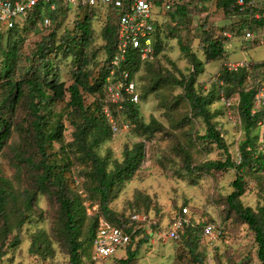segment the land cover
I'll return each instance as SVG.
<instances>
[{
	"label": "rangeland",
	"instance_id": "1",
	"mask_svg": "<svg viewBox=\"0 0 264 264\" xmlns=\"http://www.w3.org/2000/svg\"><path fill=\"white\" fill-rule=\"evenodd\" d=\"M180 1L187 7L186 16L173 19V7L159 17L158 55L151 62H141L132 75L136 92L141 98L137 103L140 116L146 123L156 120L160 124L159 130L149 136L143 133L111 100L105 89L103 93L85 95L88 105L94 106L99 100L103 108L110 106L119 127L118 131L111 129V137L94 147L109 160L108 169L124 158L126 147L131 148L139 141L145 143L144 158L110 203L114 214L113 219L108 220L116 223L115 217L121 214L127 217L134 210H140L150 213L162 223L148 227L135 236L127 250H135L138 242L143 241L132 264H261L253 230L230 208L227 200L234 190L231 183L236 178V170L198 169L206 160L226 159L227 153L202 139L205 123L193 116L190 103L184 96L185 91L177 79L181 78V73L189 74L192 70L190 58L181 50L179 40L205 62L202 48L206 32L225 38L226 54L217 61L204 63L195 85L199 92L207 93L212 89L218 82L219 71L228 61L246 59L249 63H263L264 28L249 29L254 37L246 39V24L250 16L260 15L264 0L255 3L257 9L251 14L230 16L217 6L216 0ZM109 14L105 10L95 13L86 11L83 16L68 12L62 26L55 32L52 40L54 46L64 39L65 30L76 35L75 22L88 15L93 28V43L86 50L89 59L87 67L97 72L107 61L103 31L110 22ZM53 28L55 25L42 29L39 24L30 23L22 27L25 37L23 51L32 53L37 42L49 36ZM173 33L176 37H172ZM7 35L8 32L0 38V66ZM50 57L55 62L60 80L70 85L77 67L72 55H65L61 51ZM256 80L264 83V74L250 76L248 84ZM4 83L5 80L0 79V100L8 94L9 86ZM229 101L230 104H226L219 99L211 105V109L221 113L215 120L223 131L228 152L234 160H238L240 144L245 139L238 109L239 95H232ZM65 105L64 100L52 106L54 122L57 123L59 117L63 116L65 127L62 137L54 141L48 151L52 153L51 160L60 167L66 170L68 165L71 166L65 173L66 191L72 199H76L74 208L80 220L78 240L84 243V264H93L91 230L96 231L104 215L100 197L94 189L96 182L92 162L84 151L74 145L75 127L70 122ZM6 112L14 123V131L0 151V184H3L6 198L0 206V250L5 252L0 264H69L67 237L62 226L64 214L57 187L51 185L42 192L33 185L36 171L29 161L38 162L40 154L25 130L30 128L32 119L29 100L23 98L15 105L14 111L6 109ZM252 136L259 146L261 132L258 127ZM244 177L248 185L242 196L243 203L257 211L264 206V170L258 174L247 171ZM185 206L189 208L195 223L216 222L226 233L216 240H207L201 235L199 241L190 239L188 235L179 240L168 239L164 234L167 221ZM18 234L21 237L16 243ZM190 245L195 247V253L190 251ZM125 249L118 250L107 264H115L117 260L126 258Z\"/></svg>",
	"mask_w": 264,
	"mask_h": 264
},
{
	"label": "trees",
	"instance_id": "2",
	"mask_svg": "<svg viewBox=\"0 0 264 264\" xmlns=\"http://www.w3.org/2000/svg\"><path fill=\"white\" fill-rule=\"evenodd\" d=\"M170 1L172 3L171 8L175 7L172 18L175 19L177 16L181 18L185 17L187 14L186 5L182 4L180 0ZM216 1L217 6L222 8L228 16L251 14L257 9L255 8V4L242 9V6L237 3L238 0ZM45 12L52 18V26L55 25V28L44 40L37 42L35 50L32 53L26 54L23 51L25 37L22 27H25L29 23L37 25L36 18L42 17L41 10L36 12L35 15L30 16L26 23L19 24L17 27L6 32H0V38L8 32L7 45L3 49L4 57L0 66V79H4L6 82L4 85L9 86L7 96L0 100V151L6 146L8 139L14 131V123L11 117L8 116L6 109L14 111L15 105L23 98L29 100L32 119L30 121V128L25 130L35 142L34 146L40 154L38 162L29 161L36 171L33 185L37 190L42 192L48 190L51 185L57 187L60 207L64 214L62 226L67 237L69 264H84L85 248L84 243L78 240L80 220L74 208L76 199H72L66 191L65 173H67L71 166L68 165L66 170L64 167H60L58 163L51 160L52 153L48 151V148L53 146V142L62 137L65 127L62 122L63 116L59 117L57 123L54 122L52 106L57 102L66 101L67 115L71 119V124L75 127L74 145L80 151H84V154L92 162V174L96 182L94 189L100 197V207L104 218L107 220L113 219L112 215L114 214L110 203L119 193L123 183L133 176L144 158L145 143L139 141L131 148L126 147L123 152L124 158L121 161H116L112 169H108L109 160L101 156L94 149V147L110 138L112 132L103 115V104L97 100L94 106L88 105L85 102V95H95L96 93L104 92L107 76L110 74L109 62L114 54L117 42L116 13H110L107 16L110 22L107 23L103 31L106 41L105 51L107 53V61L103 67L95 72L93 69L87 67L89 59L86 50L93 43L91 18L86 15L83 19L77 20L75 22L77 34L72 35L70 31L65 30L63 34L64 39L57 46H54L52 40L55 38V32L62 26V22L67 17L68 11L60 9L59 11L46 10ZM90 12L95 13L94 10ZM246 25L248 30L259 27L264 28V8H262L258 17L250 16ZM156 27L154 59L158 55L160 44L159 23H157ZM205 34V44H203L202 48L206 58L205 62L200 60L191 51L189 46L183 45L181 40H179L181 50L190 58L192 70L189 74L181 73V78L177 79V82L185 91L184 96L190 103L193 116L201 118L205 123V134L202 136V139L215 144L219 149H223L227 153V157L224 160H206L198 169L236 170V178L231 183L234 190L227 196V200L230 208L253 230L258 245L257 255L261 264H264V206H261L256 211L251 206H245L242 200V196L246 193L248 185L245 181L244 173L251 171L258 174L264 170V152L258 150L255 138L252 136V132L256 130L257 123L262 114H252L255 89L251 87V84H248L250 76L264 74V62L251 63L249 68L241 67L237 71L230 70L224 66L219 71L218 82L213 85L212 89L207 93L199 92L195 85L198 74L203 71L204 63L217 61L226 54L225 38L211 35L209 32ZM172 37H176V35L173 33ZM61 51H64L65 55H72L74 63L77 64L73 72V82L70 85H66L64 81L60 80L59 74L55 69V62L50 57L51 54L57 55ZM79 55L81 56V60H79ZM154 59L144 62H151ZM141 62L136 54L129 52L123 68L130 70L131 75H133ZM157 84H159V80ZM13 92H15L14 95ZM236 93L239 95L238 109L245 130V139L240 144L239 163L228 152L223 131L215 120L221 113L211 109V105L221 99L222 96H225L229 100ZM68 95L69 98L67 99ZM122 109L131 121L140 127L146 135H153L159 130L160 124L156 120L150 123H146L143 120L140 116L138 105L134 102L126 100ZM249 147L250 149H248ZM4 194L5 189L3 184H0V206L6 199ZM137 212L144 211L134 210L127 217L121 214L114 218L116 223L108 221L115 226L125 227L129 231H132L134 224H131L130 218L132 214ZM202 225V223H199L196 227H187L181 234V237L188 235L190 239L196 238L199 241ZM91 231L90 237L92 239H90L92 242L96 231L94 229ZM143 231L145 229L137 231L132 236L131 242L135 236ZM20 237L21 235L18 234L16 243L20 240ZM142 241L138 242V248L135 250H127L129 245H131L130 242L125 249L127 257L117 260L115 264L134 263ZM190 251L195 253V247L190 245ZM3 255H5V252H1L0 250V259ZM93 264L95 263L93 262Z\"/></svg>",
	"mask_w": 264,
	"mask_h": 264
},
{
	"label": "built area",
	"instance_id": "3",
	"mask_svg": "<svg viewBox=\"0 0 264 264\" xmlns=\"http://www.w3.org/2000/svg\"><path fill=\"white\" fill-rule=\"evenodd\" d=\"M258 0H238L237 3L245 7L253 6ZM170 0H0V32H6L12 28L26 23L30 16L41 10L42 17H37V23L42 29H49L52 18L45 12L59 11L60 9L74 12L77 16H83L86 11L95 12L105 10L116 13V48L112 55L109 67L110 74L107 76L105 90L118 108L124 107V102L130 100L139 103L141 98L136 92L135 82L131 71L123 68L129 52L137 55L140 61L152 60L155 57L156 25L159 17L171 9ZM254 34L248 30L246 39L253 38ZM230 70L237 71L241 67H250L246 59L228 61L224 65ZM255 89L253 98L252 114L261 113L257 123L261 132L258 150L264 152V83L255 81L251 84ZM221 100L230 104V101L221 97ZM103 115L112 130L118 131L119 127L111 112V108L105 105ZM250 149V147L248 148ZM240 162V158L235 160ZM180 212L175 213L166 223L165 237L179 240L187 227H196L193 216L188 207H182ZM132 231L125 227L111 224L102 217L100 225L91 243V260L95 264H107L120 249H125L131 242L132 236L139 230L148 227L160 226L162 223L150 213L137 212L131 215ZM221 224L205 222L201 227V236L207 240H216L225 234Z\"/></svg>",
	"mask_w": 264,
	"mask_h": 264
}]
</instances>
